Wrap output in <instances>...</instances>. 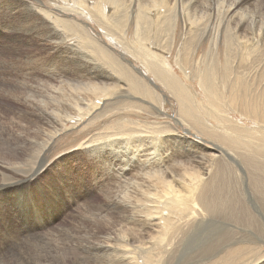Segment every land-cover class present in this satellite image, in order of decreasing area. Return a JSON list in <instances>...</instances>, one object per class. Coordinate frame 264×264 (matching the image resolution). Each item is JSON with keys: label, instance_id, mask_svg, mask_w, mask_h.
I'll return each instance as SVG.
<instances>
[{"label": "bare ground", "instance_id": "1", "mask_svg": "<svg viewBox=\"0 0 264 264\" xmlns=\"http://www.w3.org/2000/svg\"><path fill=\"white\" fill-rule=\"evenodd\" d=\"M31 1L32 4L9 0L14 12V26L9 27L11 33L7 32L8 17L2 12L0 36L4 42H0V48L3 46L5 51L0 56V73L4 75L11 70L8 64L16 46L11 47L8 42L28 37L38 42L44 39L52 53L60 54L63 74L47 78L46 87L38 96L27 85L19 86L0 78V99L10 105L6 110L0 107V165L38 164L46 157L48 146L59 132L76 127L72 123L76 116L97 120L107 116L112 108L160 116L168 97L166 93L176 103L174 122L188 125L189 130L194 129L208 138L210 141L205 142H211L220 150L216 154L203 143L180 135L171 122L123 118L92 137L86 146L88 151L83 153L85 156L100 157V151L107 150L117 157H126L135 164V172H129L128 176L139 178L135 177L132 183L129 181L134 185H131L132 192L120 191L118 182L114 189L116 194L106 196L110 209L100 211L96 218L102 227L106 226L105 218H110L112 224L103 228L102 233L88 232L96 240L88 249L105 247L109 251L89 256L90 262L98 264V258L104 256L101 264H171L180 247H187V237L205 230L214 210H227L236 216L238 212L244 218L259 222L258 216L263 217V213L248 189H251V181L264 187V174L261 175L264 172V86L260 68L255 64L260 58L264 60V16L255 21L256 7L246 6L255 2L264 4V0H232V3L224 0H50V10L39 6L40 0ZM57 2L59 4L54 6ZM76 15L94 21L100 32L95 33ZM220 17L226 21L223 36ZM180 22L184 32L178 42L180 46H176ZM129 23L135 26L132 32L136 38L127 34ZM16 30L22 34L14 35ZM71 33L78 37L73 43H67L65 40ZM206 43L207 52L197 58L199 48ZM111 44L121 47L117 50L119 54ZM132 57L141 67L133 64ZM262 63L264 65V61ZM60 65L54 62L51 68L46 65L44 71L52 74ZM77 74L87 75L91 84L88 95L66 96L67 88L85 87L82 79L71 76ZM111 80V87H105ZM192 81L199 90L196 85V88L192 86ZM121 91L125 92L124 102L115 97ZM56 92L61 95L55 97ZM146 104L152 107V112ZM50 107H53L56 123L51 122L52 132L43 138L48 120L45 112ZM5 111H11L13 116L5 120L2 115ZM230 112H237L241 119L249 118L257 125L251 127L249 123L248 126L230 116ZM7 122L13 127H8ZM188 129L184 127L182 131L189 133ZM195 137L203 140L198 135ZM184 143L185 150L201 155L202 161L184 160L186 152L176 147ZM100 144L103 145L95 146ZM174 159L182 166L181 170L178 171ZM225 168L230 169L228 182L222 175ZM122 171L117 168V175L127 181V173ZM46 175L44 163L33 175L28 174L31 179L38 178L39 185V179ZM145 182L148 184L144 185ZM231 184L235 189L246 185L248 196L241 187L243 198L232 195ZM1 186L0 183V194L6 191ZM0 207V264H51V256L58 249L63 251L65 261L71 262L80 236L76 227H66L59 234H54L53 230L39 234L33 228L37 236L27 247L32 239L27 240L25 236L27 231L31 232V224L23 212L22 196L17 195L13 200L12 196L4 195L0 198ZM118 218H124L125 228L120 226ZM32 225L40 227L38 223ZM139 232L141 237H138ZM197 236L196 239H203L202 246L217 239V234L208 238L202 234ZM257 240L251 242L260 241ZM255 246L243 245L221 257L202 251L194 264H235ZM210 247L208 250L212 251L214 248ZM260 259L264 260V250L250 264H259Z\"/></svg>", "mask_w": 264, "mask_h": 264}, {"label": "rangeland", "instance_id": "2", "mask_svg": "<svg viewBox=\"0 0 264 264\" xmlns=\"http://www.w3.org/2000/svg\"><path fill=\"white\" fill-rule=\"evenodd\" d=\"M25 1H28V3L30 4L33 3L31 0H25ZM224 1L227 3H232V0H224ZM8 2L9 0H0V17L2 16V12L6 14V16L8 17L7 32L11 33V29L9 27L14 26V12ZM40 2L37 3H39V6H43L45 10L51 9L52 2L50 0H40ZM58 4L59 2L55 3L54 6ZM259 4L261 3L255 2V3H250L246 6V8L256 7L254 13V15L256 14V16H254L255 17L254 20L256 18H257L256 20H258V18H262L264 16V4L261 5ZM53 9L54 7L52 8V10ZM75 17L82 23L89 24V26H91V29H93L95 33H97V31L100 32L99 27L96 25L94 21L86 19L81 15H76ZM218 21L220 24V34L221 36H223L226 21L221 17L218 18ZM134 28L135 26L134 25L131 26V23H129L127 27V34L130 33L131 36L136 38L134 36V32H132V29ZM177 29L178 30L175 38V45L180 46L178 42L179 41L181 42V39L183 38L182 32H184V27L182 26V22H180V25L178 26ZM20 34H22L21 31L18 30L17 33L14 31V35H20ZM77 37H78L77 35H73L71 33V36L68 37V39L65 41H67V43H73L77 39ZM99 37L100 38L103 37L102 39L108 42V39L104 38L102 34H99ZM1 40L2 37L0 36V42H4ZM8 44H10L11 47L12 44H14L16 46V49L14 54L11 56L12 59L10 58L11 60H9L10 63L9 62H8L9 64L7 63L9 67H11V70L9 73L7 72L4 75L1 72L0 73L1 79H4L5 81L13 82L15 84H19V86H23V87H26L27 85L28 88L32 91V93L38 96V95H42L44 91L43 87H46L45 82L47 78L52 79V76L54 75L61 76L63 74L62 69L64 68V66L60 65V61L58 58V55L60 54L52 53L53 50L49 49V44L44 39L43 41L38 42L36 41V39L24 37L21 41L14 43L9 41ZM62 46L64 47L63 44ZM111 46L116 49L117 53L121 49V47H117L114 44H111ZM207 47H208V43L204 44L201 48H199L197 52V58L201 57L204 53L207 52L206 49ZM4 51L5 50L3 49V46H1L0 48L1 57ZM17 54L19 55V57ZM260 59L262 61L259 60L260 62H255V64H257L260 68L259 70L262 76V77L260 76V79L262 80L264 86V71L262 70L264 69V65H262L263 64L262 62L264 60L262 58ZM133 60H132L133 64L136 63L135 65L139 67L140 63L135 59ZM54 62H57V64L59 63L60 68L56 70V72H54L55 74L49 73L48 75V73L44 71L45 70L44 68L46 65L47 67L51 68ZM33 64L35 66H33ZM15 68H17L18 70ZM14 72L16 74H14ZM31 72L34 74H32ZM71 76L82 79L86 83V85L84 88L79 90L74 88H67L66 96H74V95L87 96L88 95L87 89L90 88L91 85L87 79V75L77 74ZM40 78H42L43 80ZM194 82L195 81L191 82L192 86H194L195 88L197 86L196 89L199 90V86ZM111 85H112V80L110 81V83L105 85V87H111ZM160 89L162 90L161 86ZM124 93H125L124 91L118 92L115 95V97L118 98L116 100L118 101L120 100L124 102V97H123ZM161 93H166V92H161ZM58 95L61 94L59 92H56L55 97ZM166 95L168 97L163 104L164 107L162 109L163 111L160 112L162 114L160 116L153 115L147 112H140V110L123 111V110H117V108L114 109L112 108L111 109L112 111L108 113L107 116L98 118L97 120L91 118L90 116L87 117L85 116L81 119L79 116H76L74 117V121H72V123L74 122L73 124H75L76 127H74V129L70 128V129L62 130V132H59L57 137L48 146L46 157H44L43 160L40 161L38 164L33 165L31 162L28 163L23 162L21 164L13 163L11 165H7L6 163H1L0 183L2 184L1 188L6 189V191L0 194V198H2L4 195H8V197L12 196V199L14 200L15 196L17 195L22 196L23 212L25 218H27V222L31 224L30 226L31 232L27 231L26 232L27 235L24 233V236L26 235L25 237L28 236L26 238L27 240L32 239L31 242L27 243V247L31 246L35 242L37 234L36 233L34 234L33 231H37L39 234H44L49 230L51 231L53 230L52 232L54 234H59L60 232L64 231V229H67L66 227H70V228L76 227L75 231L80 236L79 239L76 240L75 254L71 262L67 263L64 259L63 251L61 249H58V251H55L51 256V264H95L88 260L89 256L96 257L103 252L109 251V248H105V247L99 248L98 250L88 249L90 245L96 243V240L93 237H91L88 234V232L99 231L100 233H102L103 228H105L109 224H112V220L110 218H105L106 226L102 227L99 219L96 218V214L99 213L100 211H108V209H110V205L108 204L106 196L116 194V191L114 189H116L118 182L120 183V186H118L117 188L120 187V191L129 190L132 192L131 188L134 185L131 183L134 182V180H136L135 177L138 176L135 175L128 176V173L135 172L133 170L134 168L133 166L135 164L130 159H127L126 157L123 156L117 157L116 155H114L113 152H107V150H105L104 153L103 150L100 151L102 153L100 157L91 156L90 154L85 156L83 153L88 151V148H86V146L87 144H89L90 140H92V137H94L95 135L101 132H104L113 125L120 123L123 120V118H128L133 121H144V122L145 121L147 122L154 121L157 123L171 122L173 127H175L177 133H179L180 135H183L185 137L188 136V138L203 143L207 148H209L208 150H211L216 154L219 153L220 150L214 147L213 145H211L210 144L211 142H205V141H210L208 138L198 134L197 132H195L194 129L189 130L188 125L186 124L182 126L181 124L174 122L175 121L174 116H176V103L173 100L172 96H170L168 93H166ZM7 102L8 104L10 103L9 100H7ZM6 106H10V105H5L4 102L0 99V107L3 108V110H6ZM62 106H67V105L63 104ZM145 106L146 107L148 106L147 107L148 111L150 110H151L150 112L153 111L152 107L149 106L148 104H146ZM17 110L18 109H16V111ZM2 115L5 118V120L7 119V117L13 116L11 111H5ZM45 116L48 120H46L45 122L46 123L44 127L45 134L43 138L51 134L50 132H52L53 124L56 123V117L53 114V107H50V109H48L45 112ZM230 116H232L236 120L240 119L242 123H245L248 126L250 124L251 127L257 125V124L254 125V122L249 118L241 119V116L237 112H230ZM51 122L53 124H51ZM7 124L8 127L10 128L13 127L12 124H10L9 122H7ZM184 127L188 129L190 132L189 133L183 132L182 130ZM195 135H198L203 140L197 139ZM102 145L103 144L95 145V146H102ZM176 147L186 152L185 153L186 155L182 157L184 160L189 159V161H191L194 158V160L196 161H202L201 155L197 153L196 154L188 153L187 150H185L187 148L185 143L182 145H176ZM100 152L97 151L96 153L99 154ZM79 160L81 162H77ZM41 163H44V165L46 166L47 175L45 176V178L39 179V181L41 180L40 181L41 184L39 185L37 184L38 178L31 179V177H29L28 174H30V176L33 175V172L35 171V169L38 168V166ZM170 164H173V162L171 161ZM174 164L178 166L177 168L182 167L180 166L177 160L174 161ZM117 168H122L123 170L122 172L125 171L127 173L126 180L128 182L125 181L124 178H120V176L117 175ZM30 169L32 170L31 172L28 173ZM181 169L182 168H179L178 171ZM229 172L230 169L225 168L222 174L223 177L227 179V180L225 179L227 182H228L227 176H229ZM140 173H144V172H140ZM226 173L228 175H226ZM258 173L261 172L258 171ZM262 174H264L263 171L261 175ZM38 177H40V175H38ZM170 177H172V173L170 174ZM115 178H119V180L121 181H116ZM176 178H178V176ZM257 178H259L258 175ZM114 181L116 182L114 183ZM124 181L127 183H125ZM145 183L146 184L144 185L148 184L147 182ZM251 183L249 184V187L251 189H248L246 185H244V187L240 185L239 187L244 188V192H246L247 196L248 194L246 188L250 190V194L253 197V200L256 202L257 206L259 207V210L263 213V217L258 216L259 222L256 221L254 222V220L244 218V216L238 214V212L237 215L239 216H236L227 210H216V212L214 210L211 214L212 217L209 223L205 224V230L187 237V239L189 238L187 240V247L186 248L183 246L180 247L178 253L175 255L176 257L174 258L171 264H194V262L200 258L202 251H204V253L208 255H211L214 252V254H217V256L221 257L220 255L226 254L232 249L247 244L252 246L256 245V246L250 249V251L246 254L244 258H242L239 261H235V264H250L251 261H253L259 256L260 252L264 250V205H263L264 187L263 186L262 188L258 187L254 183V181H251ZM127 186L129 189H126ZM254 186L256 187L254 188ZM150 187L153 188V186ZM239 187L238 189H235L233 184H231L232 195L234 196L236 195L238 196V198L240 197L243 198L244 194L242 191L239 190ZM152 188L149 189L151 191H154V189L152 190ZM5 202L7 203V198L5 199ZM242 203L244 202H241V204ZM239 209L240 207L237 210ZM118 219L123 221L121 222L119 220V224L121 223L120 226L122 228H125L126 226L124 225L125 224L124 218H118ZM34 223L35 224L38 223L40 227L35 228L32 225ZM0 226H2L1 223ZM0 231H2L1 228ZM141 234L142 233L139 232L138 237H141ZM200 234L205 235L206 238L215 236L217 234V239L210 241L208 244L202 246L201 243L203 242V239L202 238L199 240L196 239L198 237L197 235ZM257 238L260 239L259 242L256 243L251 242L253 239L255 241H258ZM244 240H246L245 243H240V241H244ZM210 244H213V246L210 247ZM214 245L216 246L214 247ZM83 247H85V249ZM209 247L214 249L210 251L208 250ZM214 257H212V259H214ZM98 260H99L98 264H101V262L104 260V256L99 257ZM257 262H259V264H264L263 259H260Z\"/></svg>", "mask_w": 264, "mask_h": 264}]
</instances>
